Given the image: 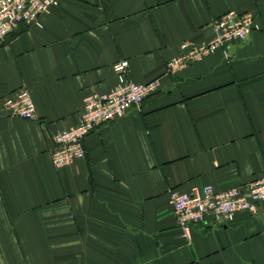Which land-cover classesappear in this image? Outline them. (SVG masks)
<instances>
[{"label": "crops", "instance_id": "obj_1", "mask_svg": "<svg viewBox=\"0 0 264 264\" xmlns=\"http://www.w3.org/2000/svg\"><path fill=\"white\" fill-rule=\"evenodd\" d=\"M249 13L244 41L175 73L181 45L207 43L222 14ZM0 44V264H264V202L218 225L179 229L170 190L247 185L264 175V0H59ZM127 79L159 89L55 168L53 134L83 99ZM29 90L37 120L3 100Z\"/></svg>", "mask_w": 264, "mask_h": 264}, {"label": "built area", "instance_id": "obj_2", "mask_svg": "<svg viewBox=\"0 0 264 264\" xmlns=\"http://www.w3.org/2000/svg\"><path fill=\"white\" fill-rule=\"evenodd\" d=\"M59 0H0V44L16 34L21 26L40 27V17L58 6ZM214 38L207 43L190 41L181 45L182 55L166 64L168 73H175L202 60L217 48L234 41H244L257 29L249 13L229 11L212 24ZM117 85L108 93L89 94L83 99V109L77 125L53 134L52 165L59 169L71 165L85 156L86 138L103 125L121 119L130 108H139L143 100L159 89L154 80L136 84L127 79L128 61L120 60L112 65ZM2 108L8 117L36 121L37 115L30 92L22 87L7 96ZM264 202V175L247 185L218 193L211 185L192 188L189 192L170 190L168 203L176 223L186 239L190 238L193 224H205L211 218L218 225L233 221L236 214H256L258 205Z\"/></svg>", "mask_w": 264, "mask_h": 264}, {"label": "rangeland", "instance_id": "obj_3", "mask_svg": "<svg viewBox=\"0 0 264 264\" xmlns=\"http://www.w3.org/2000/svg\"><path fill=\"white\" fill-rule=\"evenodd\" d=\"M236 188V187H235ZM233 188H230V189H227V190H223V191H218V193H221V192H225V191H228V190H231ZM217 192V191H216Z\"/></svg>", "mask_w": 264, "mask_h": 264}]
</instances>
